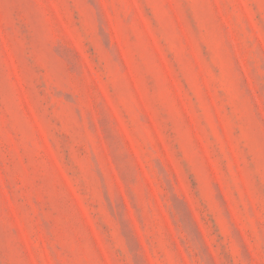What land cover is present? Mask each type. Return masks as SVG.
<instances>
[{
    "label": "rangeland",
    "instance_id": "1",
    "mask_svg": "<svg viewBox=\"0 0 264 264\" xmlns=\"http://www.w3.org/2000/svg\"><path fill=\"white\" fill-rule=\"evenodd\" d=\"M0 264H264V0H0Z\"/></svg>",
    "mask_w": 264,
    "mask_h": 264
}]
</instances>
